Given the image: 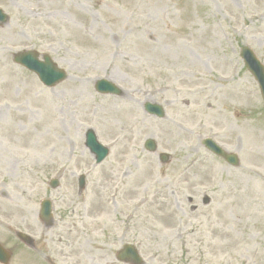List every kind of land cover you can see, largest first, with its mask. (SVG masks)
I'll return each mask as SVG.
<instances>
[{
  "label": "rangeland",
  "instance_id": "374dc122",
  "mask_svg": "<svg viewBox=\"0 0 264 264\" xmlns=\"http://www.w3.org/2000/svg\"><path fill=\"white\" fill-rule=\"evenodd\" d=\"M0 8L8 264H122L115 253L125 243L144 264H264V105L239 56L247 46L264 65V0H0ZM25 49L49 55L67 78L43 86L12 62ZM98 79L121 93H97ZM148 101L166 117L145 113ZM87 129L109 151L97 165ZM207 137L239 166L209 153ZM147 138L171 160L144 150ZM45 198L47 225L38 217Z\"/></svg>",
  "mask_w": 264,
  "mask_h": 264
},
{
  "label": "water",
  "instance_id": "95a60500",
  "mask_svg": "<svg viewBox=\"0 0 264 264\" xmlns=\"http://www.w3.org/2000/svg\"><path fill=\"white\" fill-rule=\"evenodd\" d=\"M6 16L0 10V22L5 21ZM245 66L253 74L256 81L259 84L261 95L264 101V66L256 59L254 54L247 47H243L240 53ZM14 61L25 66L29 70L33 71L40 81L46 86H53L57 82L65 78V74L58 69L48 56H43V61L37 59V54L32 51H26L18 53L14 56ZM95 88L101 93H113L118 94L117 90L111 83L105 80H99L95 83ZM145 109L149 114L156 115L157 117H164L163 108L157 104H145ZM204 145L213 153L222 156L228 163L237 165V157L235 154L227 153L220 147H218L212 140L206 139L203 141ZM85 145L95 154L96 162H100L106 155L107 149L97 142L95 134L92 130H88L85 134ZM145 148L149 151H155V143L152 139L145 141ZM162 162H167L168 156L165 153L159 156ZM56 181L51 183V186H55ZM79 185L82 187L83 178L79 179ZM207 202V200H206ZM50 202L45 200L41 204L40 217L48 222L50 220ZM117 257L121 260L130 259L135 264H141L142 260L138 256L137 252L130 245H125L121 251H119ZM9 259V254L0 245V262L6 264Z\"/></svg>",
  "mask_w": 264,
  "mask_h": 264
}]
</instances>
